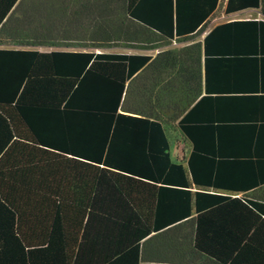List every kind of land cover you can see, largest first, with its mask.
Masks as SVG:
<instances>
[{
	"label": "trees",
	"instance_id": "1",
	"mask_svg": "<svg viewBox=\"0 0 264 264\" xmlns=\"http://www.w3.org/2000/svg\"><path fill=\"white\" fill-rule=\"evenodd\" d=\"M0 264H264V0H0Z\"/></svg>",
	"mask_w": 264,
	"mask_h": 264
},
{
	"label": "rangeland",
	"instance_id": "2",
	"mask_svg": "<svg viewBox=\"0 0 264 264\" xmlns=\"http://www.w3.org/2000/svg\"><path fill=\"white\" fill-rule=\"evenodd\" d=\"M251 12L247 11L242 14H236V15H230L227 16L222 13L221 7L216 11V13L210 18V26L215 25L216 23L228 20L229 18H232L234 16H253L254 14L250 15ZM182 43L178 42H173L169 47H175L178 45H181ZM108 51H122V52H141V51H135V50H130V49H125V48H111L108 49ZM147 53L155 54L156 51H145ZM170 135L172 138V151L173 155L177 158L185 156L189 149L190 145L186 139L179 133V131L176 129V127H171L170 128Z\"/></svg>",
	"mask_w": 264,
	"mask_h": 264
}]
</instances>
